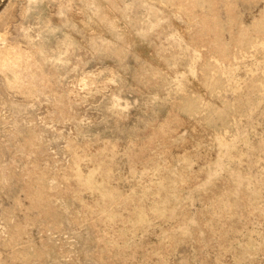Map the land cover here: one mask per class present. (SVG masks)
<instances>
[{"label":"rangeland","instance_id":"1","mask_svg":"<svg viewBox=\"0 0 264 264\" xmlns=\"http://www.w3.org/2000/svg\"><path fill=\"white\" fill-rule=\"evenodd\" d=\"M0 264H264V0H0Z\"/></svg>","mask_w":264,"mask_h":264}]
</instances>
